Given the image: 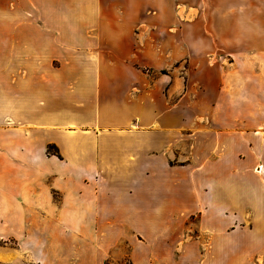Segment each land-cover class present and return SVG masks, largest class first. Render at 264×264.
I'll use <instances>...</instances> for the list:
<instances>
[{"label":"crops","instance_id":"0c3cea01","mask_svg":"<svg viewBox=\"0 0 264 264\" xmlns=\"http://www.w3.org/2000/svg\"><path fill=\"white\" fill-rule=\"evenodd\" d=\"M171 1L0 0L1 238L23 239L28 218H46L58 264H104L126 233L132 264H264L262 6L206 0L207 35L197 42L240 63L224 80L230 95L218 102L220 128L206 135L207 159L192 161L184 179L170 165L182 143V96L167 113L168 80L152 87L143 71L158 69L148 50L138 66L108 58L133 52L122 49L119 26ZM89 26L105 47L86 49ZM188 211L196 224L178 246L168 218Z\"/></svg>","mask_w":264,"mask_h":264},{"label":"rangeland","instance_id":"374dc122","mask_svg":"<svg viewBox=\"0 0 264 264\" xmlns=\"http://www.w3.org/2000/svg\"><path fill=\"white\" fill-rule=\"evenodd\" d=\"M204 1L172 0L171 7L169 5L165 10L146 9L138 23L119 26L121 31L128 34V40L120 42L122 49H131L133 52L120 57H108L114 63L138 66L142 63L143 52L148 50L151 64L158 69L143 68V71L150 77L152 87L161 76L168 80L166 87L161 88L162 94H166L167 97L165 103L167 113L175 110L173 108L176 99L182 96L181 102H177V111L182 113L183 118L182 143L181 146L176 147L177 159H179L175 160L171 157L170 165L182 166L184 179L190 177L192 161L207 159L206 135L209 132L213 134L220 128L217 126L220 123L214 121L215 114L220 112L218 108L222 106L218 102L222 97L230 95L229 90L223 88L224 82L229 74L237 75L229 72L234 71L235 66L240 63L238 55L210 47L204 48L203 44L197 42L200 32L204 36L207 35L205 21L207 7L206 0ZM263 1L259 0V6H262L259 8V17H264ZM252 2L255 3L256 0ZM253 10L252 8L251 11ZM88 33L92 39L88 40L86 49L105 47L107 42L100 37L96 38V28L89 26ZM93 59L92 55L84 58L86 63H91ZM169 88H172L173 95H169ZM262 119L261 126L264 125V113ZM256 130L264 131L259 128ZM49 151L54 152L52 147ZM239 156L242 159L246 158L245 153H239ZM181 191L189 197L190 183H184ZM189 214L188 211L174 218H168V222L177 228L178 246L181 241L186 244L191 240V227L196 224V216ZM49 224L46 218L30 217L25 224L23 239L0 237V251L9 255L8 261L0 257V264H58L62 250H56L52 248V242L48 243L47 239L52 238L51 232L46 231ZM132 236L133 234L126 233L121 237L111 249L104 264H132L129 258V238ZM32 241L35 246H32ZM75 250L72 249L71 261H75L76 255L73 254ZM33 254L36 257L33 258Z\"/></svg>","mask_w":264,"mask_h":264},{"label":"trees","instance_id":"16d2710c","mask_svg":"<svg viewBox=\"0 0 264 264\" xmlns=\"http://www.w3.org/2000/svg\"><path fill=\"white\" fill-rule=\"evenodd\" d=\"M50 148H51V147H48V152H50V151H49Z\"/></svg>","mask_w":264,"mask_h":264}]
</instances>
